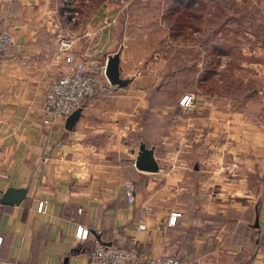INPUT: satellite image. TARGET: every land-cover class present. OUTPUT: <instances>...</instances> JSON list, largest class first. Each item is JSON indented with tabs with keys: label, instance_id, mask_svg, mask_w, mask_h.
Wrapping results in <instances>:
<instances>
[{
	"label": "crops",
	"instance_id": "0c3cea01",
	"mask_svg": "<svg viewBox=\"0 0 264 264\" xmlns=\"http://www.w3.org/2000/svg\"><path fill=\"white\" fill-rule=\"evenodd\" d=\"M77 7L69 22L57 0H0V29L11 36L0 56V197L8 187L22 191L18 201H0V264H87L99 234L104 242L133 238L140 256L174 254L180 264H264L262 45L255 41L252 58L235 57L233 75L251 80L236 103L189 90L176 97L192 94L189 108H149L157 80L142 65L149 47L120 40L117 1ZM64 34L81 59L118 50L128 78L86 97L69 129L64 117L40 123L37 109L45 81L63 69ZM139 142L153 146L155 171L134 167ZM125 181L135 186L131 203ZM171 211L179 214L167 224ZM77 223L87 228L83 240L73 236Z\"/></svg>",
	"mask_w": 264,
	"mask_h": 264
},
{
	"label": "rangeland",
	"instance_id": "374dc122",
	"mask_svg": "<svg viewBox=\"0 0 264 264\" xmlns=\"http://www.w3.org/2000/svg\"><path fill=\"white\" fill-rule=\"evenodd\" d=\"M115 1L119 5L115 22L120 40L141 42L149 47L147 59L142 65L149 64V71H156L158 78L156 77L157 80L148 88L155 87L163 73L175 72V67L180 61L185 67L183 75L177 77L174 85L177 84L175 89L178 93L182 89L186 91V86H191L189 81L196 78L202 65L209 41L222 47L218 61L213 63L214 82L210 91L221 92L226 96V101L232 104L240 100L234 96L235 93L246 94L251 87L249 78L241 81L231 70L236 71L235 57L240 56L241 52H244L245 58L254 56L253 45L257 39L251 31L264 27L260 15L264 0H196L194 6L197 2L203 6L201 17L195 24L196 29L190 30L191 34H186L185 38L173 34L171 18L167 16L170 0ZM57 5L62 12L64 5L59 0ZM242 45L243 49L240 48ZM241 67L239 72L248 77L251 70L246 66Z\"/></svg>",
	"mask_w": 264,
	"mask_h": 264
},
{
	"label": "built area",
	"instance_id": "2783aa9c",
	"mask_svg": "<svg viewBox=\"0 0 264 264\" xmlns=\"http://www.w3.org/2000/svg\"><path fill=\"white\" fill-rule=\"evenodd\" d=\"M64 5V13L69 22H74L78 15L77 0H59ZM11 42L10 34L0 29V56ZM59 52L63 69L48 78L43 86L37 109L39 121L50 125L55 118L66 117L73 109L81 106L84 99L96 90L108 89L110 83L104 75L105 60L98 61L90 56L86 59L78 58L71 50V41L67 34L59 40ZM192 94L184 93L178 99L179 106H192ZM264 172V155L260 157ZM135 186L131 181L123 182V196L126 202L134 199ZM42 202L38 201L39 210ZM43 209V206H42ZM78 210V209H77ZM178 211H171L167 217V224H173ZM140 229V226L136 227ZM73 236L76 240H83L87 236V228L77 223ZM128 243L103 242L93 239L92 247L87 252V264H180L174 254H159L155 256H140L133 238ZM195 264H201L195 262Z\"/></svg>",
	"mask_w": 264,
	"mask_h": 264
},
{
	"label": "trees",
	"instance_id": "16d2710c",
	"mask_svg": "<svg viewBox=\"0 0 264 264\" xmlns=\"http://www.w3.org/2000/svg\"><path fill=\"white\" fill-rule=\"evenodd\" d=\"M171 5L170 9L167 12V16L171 18V28H173V34L177 37L185 38L186 34L189 36L190 30H195V24L198 23L200 19V12L203 9V6L200 3H196V0H170ZM262 24L264 26V12L260 14ZM259 29V30H258ZM254 31H251L253 37H256L257 41L264 48V27H258ZM207 48V53H204L205 58L202 60V65L197 72L196 78L193 81H189L190 87L186 86V91L189 90H201L204 92L210 91L214 80L212 78L213 73L215 72V66L213 63L218 61V55L222 51V47L217 44L209 41ZM175 72H165L158 79L155 87L149 88L146 94V99L148 102L149 108H157L161 105L175 103L178 90L175 89L177 86L174 85V82L178 79L177 77L183 75V68L185 67L183 63L178 61ZM171 81V82H170ZM193 83V84H192ZM194 86L199 88H194ZM183 90V89H182ZM180 91L183 92V91ZM149 109L148 116L152 119H155L154 112ZM167 120V119H166ZM166 120L163 122L165 123ZM150 132V129L147 133ZM143 135H146V131L143 130ZM99 239L102 240L100 234L98 235ZM104 242V241H103Z\"/></svg>",
	"mask_w": 264,
	"mask_h": 264
},
{
	"label": "water",
	"instance_id": "95a60500",
	"mask_svg": "<svg viewBox=\"0 0 264 264\" xmlns=\"http://www.w3.org/2000/svg\"><path fill=\"white\" fill-rule=\"evenodd\" d=\"M264 11V4H263ZM104 75L110 84L116 86H124L128 82V78L121 77L119 74L118 65V50L108 53L105 58ZM80 106L73 109L66 117H64L63 126L69 129L75 122L79 115ZM153 146H145L143 142H139L135 157L133 159V165L138 170L143 171H155L157 169V163L152 154ZM22 191H17L11 187L5 189L0 197L1 202L11 203L18 201L21 197ZM257 223L254 222V225Z\"/></svg>",
	"mask_w": 264,
	"mask_h": 264
}]
</instances>
